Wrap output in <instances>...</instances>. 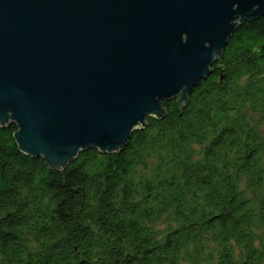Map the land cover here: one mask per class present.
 I'll use <instances>...</instances> for the list:
<instances>
[{
	"label": "trees",
	"instance_id": "trees-1",
	"mask_svg": "<svg viewBox=\"0 0 264 264\" xmlns=\"http://www.w3.org/2000/svg\"><path fill=\"white\" fill-rule=\"evenodd\" d=\"M124 150L64 169L0 124V264H264V17Z\"/></svg>",
	"mask_w": 264,
	"mask_h": 264
},
{
	"label": "water",
	"instance_id": "water-1",
	"mask_svg": "<svg viewBox=\"0 0 264 264\" xmlns=\"http://www.w3.org/2000/svg\"><path fill=\"white\" fill-rule=\"evenodd\" d=\"M264 0H0V124L61 170L187 100Z\"/></svg>",
	"mask_w": 264,
	"mask_h": 264
}]
</instances>
